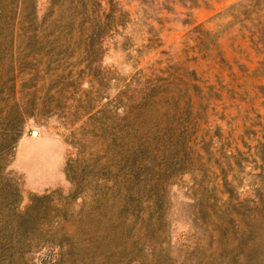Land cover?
Returning a JSON list of instances; mask_svg holds the SVG:
<instances>
[{"label": "rangeland", "instance_id": "1", "mask_svg": "<svg viewBox=\"0 0 264 264\" xmlns=\"http://www.w3.org/2000/svg\"><path fill=\"white\" fill-rule=\"evenodd\" d=\"M20 1L0 0V59ZM47 3L31 0L29 9L40 15ZM122 5L130 21L107 41L102 56L117 79L108 92L113 96L138 69L166 78L170 90L188 88L200 122L197 152L183 156L193 161L192 169L163 165L133 187L136 196L122 198L111 191L108 164L88 158V144L80 150L71 144L79 121L64 125L38 109L19 120L17 137L0 134V148L14 142L7 169H0L12 179L0 200H16L14 180L21 212L33 195L56 192L36 201L28 222L12 218V210L0 214L8 246L25 227L32 240L30 252L5 264H264V0ZM151 33L159 46L145 47ZM51 48L48 40L36 44L37 50ZM41 77L36 95L47 105L62 81ZM186 105V99L163 103L150 128L175 125L177 115L187 119ZM225 176L235 187L232 197L220 192ZM73 182L83 195L66 200Z\"/></svg>", "mask_w": 264, "mask_h": 264}, {"label": "trees", "instance_id": "2", "mask_svg": "<svg viewBox=\"0 0 264 264\" xmlns=\"http://www.w3.org/2000/svg\"><path fill=\"white\" fill-rule=\"evenodd\" d=\"M20 4L6 38L4 58L0 59V134L17 137L21 132L19 120L34 115L38 109L57 116L64 125L79 121L78 128L70 131L71 144L77 150L88 144L87 157L97 164L102 160L108 164L114 186L111 191L122 198L136 196L133 187L146 184L151 179L150 172L163 165H178L181 171L192 169L193 161L183 156L197 152L194 139L200 122L188 88L176 84L170 90L166 78H154L138 69L131 76L133 83L125 80L124 87L113 96L108 92L109 82L117 79L103 66L102 56L107 41L119 35L130 21V12L123 9L122 0H48L40 15L29 9L31 0H21ZM151 35L145 47L159 46L160 39ZM44 40L53 44L51 50L36 49V44ZM63 44L64 48L60 46ZM45 75L59 79L58 83L62 81L47 105L40 104L36 95L38 78ZM182 99H186L187 119L177 115L175 125L166 121L162 127L158 124L154 130L150 128L154 112L163 103ZM13 147L14 142L0 148V163L6 160L0 164L4 172L7 154ZM9 180L11 176L0 171V193ZM13 183L16 200H0V214L7 212L5 209L12 210V218L25 222L35 214L37 200L56 192L33 195L31 204L21 212L16 207L18 181ZM222 187L221 193L234 195L235 187L226 176ZM82 195L73 182L65 198L77 200ZM28 232L25 227L14 246H8L5 235L0 236V264L30 252L32 240Z\"/></svg>", "mask_w": 264, "mask_h": 264}, {"label": "water", "instance_id": "3", "mask_svg": "<svg viewBox=\"0 0 264 264\" xmlns=\"http://www.w3.org/2000/svg\"><path fill=\"white\" fill-rule=\"evenodd\" d=\"M32 134H35L36 135L35 130L32 131Z\"/></svg>", "mask_w": 264, "mask_h": 264}, {"label": "bare ground", "instance_id": "4", "mask_svg": "<svg viewBox=\"0 0 264 264\" xmlns=\"http://www.w3.org/2000/svg\"><path fill=\"white\" fill-rule=\"evenodd\" d=\"M35 133H36V131H35ZM33 135H35V134H33ZM36 135H37V133H36Z\"/></svg>", "mask_w": 264, "mask_h": 264}]
</instances>
